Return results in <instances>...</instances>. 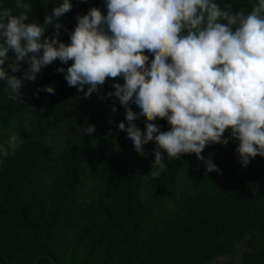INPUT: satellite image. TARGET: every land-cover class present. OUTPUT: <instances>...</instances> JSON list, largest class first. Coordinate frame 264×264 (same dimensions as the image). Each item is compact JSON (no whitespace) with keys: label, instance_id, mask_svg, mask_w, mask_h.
Instances as JSON below:
<instances>
[{"label":"trees","instance_id":"16d2710c","mask_svg":"<svg viewBox=\"0 0 264 264\" xmlns=\"http://www.w3.org/2000/svg\"><path fill=\"white\" fill-rule=\"evenodd\" d=\"M26 2V23L43 24L59 0ZM219 2L247 13L256 0ZM72 4L59 18L65 43L78 15L92 7L107 14L104 0ZM0 6L16 11L13 0ZM55 31L50 26L45 35ZM71 64L56 60L35 82L25 80L22 104L8 99L0 81V264H264V157L243 167L233 139L202 153L222 174L206 172L195 154L169 161L164 153L167 166L153 178L155 143L144 146L146 158L138 155L118 129L127 124L124 106L100 99L123 79L109 78L85 98L57 72ZM21 67L18 77L28 65ZM5 68L13 74L8 62ZM44 86L55 94L39 92ZM86 121L94 133H85ZM145 123L136 121L141 131ZM155 123L169 130L166 119Z\"/></svg>","mask_w":264,"mask_h":264},{"label":"clouds","instance_id":"9594fccd","mask_svg":"<svg viewBox=\"0 0 264 264\" xmlns=\"http://www.w3.org/2000/svg\"><path fill=\"white\" fill-rule=\"evenodd\" d=\"M13 2L15 12L0 6V81H6L9 100L22 104L25 80L35 82L56 60L72 61L57 72L85 98L109 78L123 79L100 99L116 98L124 106L127 124L120 122L118 129L138 155L146 158L144 146L155 143L149 176L158 178L167 166L164 153L169 161L195 154L206 172L222 174L202 153L233 139L243 167L264 157V0L247 13L219 0H104L106 15L92 7L76 17L70 43L59 39V18L72 9V0H59L43 24L26 23L32 10L26 0ZM50 26L56 31L46 36ZM21 62L28 68L18 77ZM39 92L55 94V88ZM157 118L166 119L169 130L162 131ZM138 119L146 121L144 131ZM95 130L85 122V133ZM8 144L15 148L17 137L10 135Z\"/></svg>","mask_w":264,"mask_h":264}]
</instances>
